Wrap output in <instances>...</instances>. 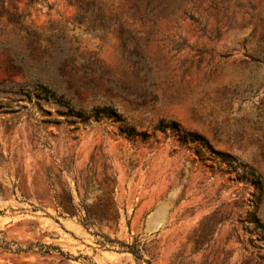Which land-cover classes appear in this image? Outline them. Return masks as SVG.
I'll return each mask as SVG.
<instances>
[{"label": "rangeland", "instance_id": "obj_1", "mask_svg": "<svg viewBox=\"0 0 264 264\" xmlns=\"http://www.w3.org/2000/svg\"><path fill=\"white\" fill-rule=\"evenodd\" d=\"M136 3L0 0V239L34 246L0 248V264H264V239L246 215L256 205L264 221V0H182L144 20ZM96 12L106 26L91 25ZM35 77L72 80L85 109L110 98L145 140L104 119L72 136L51 122L61 119L54 105L18 95ZM162 118L252 167L261 194L176 137L153 136ZM103 170L115 180L117 223L86 229L59 214L54 191L77 200L75 182L82 194L81 176L99 181ZM104 236L138 239L142 259L99 245Z\"/></svg>", "mask_w": 264, "mask_h": 264}, {"label": "trees", "instance_id": "obj_2", "mask_svg": "<svg viewBox=\"0 0 264 264\" xmlns=\"http://www.w3.org/2000/svg\"><path fill=\"white\" fill-rule=\"evenodd\" d=\"M180 1L182 0H137L138 3L135 4V16L139 20H144L147 16H160L167 9L170 14H173L172 5L176 7L175 3ZM185 1L193 3V0ZM152 3H154L153 6H151ZM79 6H82V4H79ZM141 7H143L142 10ZM90 23L91 25L97 23L100 26H106L107 24L100 12H96L93 15ZM58 70L61 76H67L64 67L60 66ZM80 88L82 87L73 83L72 80L68 81L67 85L64 86L62 82L52 79V77H35L28 85H18L17 93L27 100L33 96L36 102L54 105L56 107L55 113L57 116H61V119H53L51 122L55 124L66 123L67 126H70V134L72 136H74L79 125H87L88 121L97 122L100 119H104L116 124L118 130L124 133L127 138L140 134L142 140H145L146 133L143 131L138 132L134 126L127 124L125 118L118 112V109L111 102L110 98L106 97L105 102L100 105H94L89 109L83 108L80 99ZM96 98L97 94L95 93L91 99ZM3 112L12 113L13 110L4 109ZM151 132L153 136L155 133H159L163 137H176L180 146L188 145L189 149L194 150V154L198 158L209 159L212 162L224 164V169L228 170L235 180L252 183L259 191V194H261L262 184L255 170L249 165L238 161L232 155L215 150L203 135L184 129L177 121L163 118L156 122ZM1 159L2 156L0 154ZM93 176L94 173H84L81 176L79 188L82 190V194L79 192L77 183L75 182L74 190L77 200H75L71 189H67V191L61 189L60 192L54 191L53 200L55 207L61 215L76 216L80 224L86 229L98 224L108 227L115 225L119 218V213L112 197L115 180L105 170H103L99 181H94L92 179ZM4 190L5 188L0 184V194H3ZM91 192H96L97 194L92 201H89ZM246 215L249 216L248 222L255 229H259L261 233L257 239L263 240L264 221L258 217L256 205L251 211L246 212ZM106 242L118 243L121 248L130 252L136 259H142L141 250H144V244L138 239H134L131 244H127L104 236L103 240L98 242V244L104 246ZM33 247L32 244H29L25 247L16 246L11 248L8 243L0 239V248L3 251L20 253L31 250ZM38 247V251L41 253L56 250L67 259L71 257L70 254L63 253L60 249L51 245H39ZM146 263L150 264L148 260Z\"/></svg>", "mask_w": 264, "mask_h": 264}]
</instances>
